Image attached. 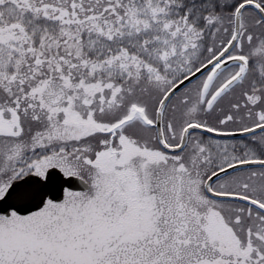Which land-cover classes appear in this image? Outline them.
<instances>
[{"label":"snow or ice","instance_id":"snow-or-ice-1","mask_svg":"<svg viewBox=\"0 0 264 264\" xmlns=\"http://www.w3.org/2000/svg\"><path fill=\"white\" fill-rule=\"evenodd\" d=\"M0 264H264V0H0Z\"/></svg>","mask_w":264,"mask_h":264}]
</instances>
